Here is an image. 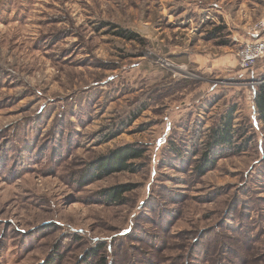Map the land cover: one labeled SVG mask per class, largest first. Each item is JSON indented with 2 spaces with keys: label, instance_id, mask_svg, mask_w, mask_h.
Returning <instances> with one entry per match:
<instances>
[{
  "label": "rangeland",
  "instance_id": "rangeland-1",
  "mask_svg": "<svg viewBox=\"0 0 264 264\" xmlns=\"http://www.w3.org/2000/svg\"><path fill=\"white\" fill-rule=\"evenodd\" d=\"M258 39L264 0H0V264H264Z\"/></svg>",
  "mask_w": 264,
  "mask_h": 264
},
{
  "label": "trees",
  "instance_id": "trees-1",
  "mask_svg": "<svg viewBox=\"0 0 264 264\" xmlns=\"http://www.w3.org/2000/svg\"><path fill=\"white\" fill-rule=\"evenodd\" d=\"M216 31L217 30H214V32ZM116 34L122 36L127 40H138V38L133 33H130L128 31L121 30ZM253 104L255 106L258 119L264 124V78L260 80V83L257 85L256 89L253 92ZM223 118V127L213 130V134L211 135L212 140L210 139L208 144H206L208 149L205 151L202 159L196 167L199 172H202L204 168L212 166L215 163L217 154L214 153V156H212L211 158L209 157L210 151L214 147L230 149L233 146L234 135L233 131L231 130L232 111L229 110V112H227V114ZM171 150H174L173 146L171 147ZM142 155L143 151L133 146H125L119 148L118 150L111 152L106 157L100 158L95 162L93 176L101 178L102 176H107L112 173L129 170L131 165L128 164V162L141 158ZM128 189L129 188L126 187H113L108 190H104L102 194H105L104 197L106 201L116 202L121 197L122 193ZM89 255L93 257L92 254ZM52 262L53 261L50 260L48 264H51Z\"/></svg>",
  "mask_w": 264,
  "mask_h": 264
},
{
  "label": "built area",
  "instance_id": "built-area-1",
  "mask_svg": "<svg viewBox=\"0 0 264 264\" xmlns=\"http://www.w3.org/2000/svg\"><path fill=\"white\" fill-rule=\"evenodd\" d=\"M262 26V25H261ZM264 57V40L245 41L236 52L237 64L240 69L248 70ZM168 65V64H166Z\"/></svg>",
  "mask_w": 264,
  "mask_h": 264
},
{
  "label": "crops",
  "instance_id": "crops-1",
  "mask_svg": "<svg viewBox=\"0 0 264 264\" xmlns=\"http://www.w3.org/2000/svg\"><path fill=\"white\" fill-rule=\"evenodd\" d=\"M264 40V39H263Z\"/></svg>",
  "mask_w": 264,
  "mask_h": 264
}]
</instances>
